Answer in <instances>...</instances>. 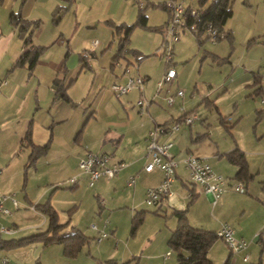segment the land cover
<instances>
[{
    "label": "crops",
    "instance_id": "crops-1",
    "mask_svg": "<svg viewBox=\"0 0 264 264\" xmlns=\"http://www.w3.org/2000/svg\"><path fill=\"white\" fill-rule=\"evenodd\" d=\"M89 1L94 4L84 5L83 2ZM171 3L172 0H166L158 4L166 11L167 20L168 7ZM97 4L102 6L101 13L108 15L113 3L109 0H0V81L6 82L0 89V194L11 195L18 204L15 210L11 201L4 200V206L10 210V213L0 214V228L11 229L13 232L0 233V240H17L46 232L47 217L34 207L48 203L56 212L57 221L66 224L65 231L75 228L83 233L90 239L87 247L92 240L96 241L95 254L99 255L103 245H106L103 241L108 235L99 242L96 240L97 236L109 227L107 228L102 222L99 225L94 224L97 229L91 228L92 233L85 234L81 226L83 223L86 226L92 222L91 212L95 205L97 213L105 209L108 197L113 200L111 205L113 209H122L130 204L133 207V211L130 212L132 217L140 211L149 212V210H139L144 203L145 191L160 184L163 176L158 169L151 172L144 171V166L149 160L146 155L148 132L157 125L169 126L172 123H180L176 131L158 138L160 143H172L169 152L177 161V166L171 186V196L154 206H148L154 208L151 213L163 212L170 219L171 227H167L156 246L166 245L175 229L177 220L173 212L186 211L188 223L192 227L216 232L222 224L228 223L234 229L236 238L248 242L244 252L232 254L221 240H216L207 251V257L214 264H222L226 260L229 264H264V251L256 236L258 232L264 230V145L258 146L257 142L255 144V136L241 143L232 132L242 118L237 110L238 104L261 99L260 104L264 106L262 103L264 100V0H232L229 15L218 39L221 42L214 44L216 48L211 53L204 51V62L209 58L212 61L211 67L206 69H210V72L205 76L201 73L199 77L187 83L180 68V72H176L174 85L168 92H164L160 99L153 96L154 92H145L150 77L141 76L144 78L143 90L133 89L126 94L130 96L129 100L133 103V107L129 109L124 107L125 113L110 116L108 123H105L104 131H100L93 140H89L82 133L93 117L94 111L88 115L86 108L77 112L80 103L74 101L66 92L75 84L82 71L90 69L87 54H79V64L76 65L74 72L65 62L69 51L66 52L64 59L46 63L47 66L42 70L40 68L42 53L33 68L28 67L27 61L18 64V60L21 54L32 46L42 47L44 50L45 45L42 42L34 43L32 37L34 31L44 24V16H56L67 9H73L76 14L80 7L89 11ZM140 4L137 3V7ZM123 5L124 7L119 11L125 16L135 14L136 20L139 8L134 10L133 5L127 6L126 0ZM186 7L197 10L193 4ZM10 14H16L21 19L38 24L32 30L29 45L24 44L18 27L11 24ZM144 14L146 15L145 12ZM146 17L148 20L147 15ZM112 20L108 19L104 22L107 24L110 21L117 25H131L135 22L134 20L132 23L131 21L115 23ZM164 28L161 27L162 31L159 32L163 33ZM187 31L196 39L197 45L208 40L206 33L197 39L196 34ZM226 33L229 34L227 37H225ZM81 58L85 67L82 66L84 63L80 61ZM203 69L201 66L200 71L203 72ZM57 80L65 88L68 101L54 96V81ZM125 81L126 76L123 71L120 76L117 75L114 83L122 84ZM179 88H183L184 95L175 97L172 104H167L164 97L174 95ZM139 96L145 100L150 99V106L146 108L145 114L140 113L136 109L137 106L135 107L134 102ZM224 97H228L227 104L223 100ZM205 99L211 100L212 105H207ZM156 103L157 105L153 106ZM228 108L232 109L228 111ZM190 112L198 113L199 117L191 125L181 123L182 119L178 121L185 113ZM262 117H264V107L256 111L253 128ZM221 118H226L225 124L220 122ZM28 130L33 144L37 146L48 144L46 154L30 166H26L29 148L22 141ZM249 144H254V147L248 149ZM234 149L240 150L247 162L248 177L241 181L245 188L242 194L234 192L231 187L235 182H240L236 179L237 167L226 158V154ZM87 153L109 154L113 161L121 162L124 166L113 178L109 180L99 178L92 186H88L86 175L81 174L77 168L79 159ZM189 155L204 159L215 173L225 178V190L216 199L215 204L212 203L211 195L203 193L198 185L188 180L189 176L183 160ZM130 176L136 178L133 186L128 187L125 182ZM72 177L77 179L74 187L67 184ZM60 182L67 185L58 186ZM124 187L130 188L131 191L122 190ZM89 193L94 195L96 203L82 211L80 210L82 197H88ZM121 199L120 203L113 204ZM59 202L66 205L59 209L57 207ZM60 210L64 212L63 216L60 215ZM83 216L85 221L82 222ZM150 242L146 241V244H143L145 250L151 247ZM129 245L128 242V251L125 254L127 257L130 256L128 260L131 261L137 257L136 251ZM154 247L147 254L145 264H160V260L161 264L169 262L170 256L165 258V253L169 250L159 256L156 255ZM62 251L60 244L44 246L39 241L10 250L0 248V259L5 256L9 264H94L97 261L108 260L92 254L85 260L78 256L72 261L65 257ZM244 253L249 255L248 262L242 260ZM88 255L90 256L89 251Z\"/></svg>",
    "mask_w": 264,
    "mask_h": 264
},
{
    "label": "rangeland",
    "instance_id": "rangeland-1",
    "mask_svg": "<svg viewBox=\"0 0 264 264\" xmlns=\"http://www.w3.org/2000/svg\"><path fill=\"white\" fill-rule=\"evenodd\" d=\"M109 1H112L113 4L108 15L101 13L102 6L97 4L89 11H85L80 7V9L76 11V14L73 12V9H67L62 10L61 13L56 16H44V24L40 25V28H37L32 36L34 43L42 42L45 45L40 56L41 70L47 66L46 63L64 59L66 52L69 51L65 62L66 66L74 72L76 65L79 64V54H87L90 69L87 68L82 71L75 84L69 87L66 92L74 101L80 103L77 112H81L83 108L87 109L86 115L94 111L93 117L90 118L82 133V135L88 137L89 140H93V137L98 135L97 133L104 131L105 123H108L110 116L125 113L124 107L127 109L133 107V103H130L129 100L130 96L124 95L117 97L111 90V85L116 80L117 75L120 76L124 71L126 64H128L129 74L125 76L145 75L150 77V80L146 83L147 90L145 92H154L153 96L160 99V97L162 98L164 95V92H158L156 81L158 82L161 79L168 67H173L177 73L180 72L181 68L183 70L182 76L187 83L191 79L199 77L201 73L205 76L206 73L210 72V69H206L211 67L212 61L209 58L204 62V51H209V53H211L216 48L214 44H219L221 42L219 40L216 42L207 40L205 43L197 45L196 39L186 30L184 34L181 33L179 41L174 44L173 60L171 64L167 65L166 62H164L163 50L165 29H163V33H160L159 31L154 32L146 28L135 27L124 49L120 52V57L115 61L114 55L117 54L119 48L118 37L113 34L114 29L108 26L104 21L113 19L112 21L115 23L118 21H131L132 23L135 20V14L134 16H125L124 13L119 11L121 7H124L123 3L125 0ZM163 1L166 0H126L127 6L133 5L134 10L140 7H137V3H141L144 12L148 16V26L155 28L163 27L167 21L166 11L161 9V6H158V4ZM83 3L84 5L90 4L91 6L94 4H92V1ZM185 4L186 6L193 4L198 7L196 0H186ZM64 5L67 6L66 3H64ZM58 18H60V20H58ZM93 41H97L98 46H93ZM182 45H184V47H182ZM179 47L182 48L179 49ZM201 66L204 68L203 72L200 71ZM179 89L183 90V88ZM139 98L140 96L137 98L136 102ZM159 99L157 100L159 101ZM149 100L150 99L146 98V100H144V105L148 104L147 102H149ZM223 100L226 104L229 101L228 97H224ZM260 101L261 99H255L245 104L240 103L237 105V110H239L242 118L239 120L238 124L235 125L232 132L237 139L239 138L241 143L256 137L257 141L256 138L254 139L255 144L259 143L258 146L264 145V117H262L256 127L253 128L255 125L256 111L264 107L260 104ZM158 103L160 104V102ZM155 105H157V103L153 104V106ZM148 106H150V103ZM136 109L139 110L137 107ZM231 109L232 108H228V111ZM145 112L146 109L142 113L145 114ZM253 147L254 144L248 145V149H252ZM65 185L67 184L60 182L58 186L64 187ZM122 190L131 191V189L127 187L122 188ZM87 196L88 197H82L83 201L80 209L82 211L87 210L90 208L91 204L95 205L96 203V199L92 193L87 194ZM107 199L108 204L105 206V209L97 213L98 211L95 205L91 212L92 222H89L86 226L83 223V226H81L82 231L87 234L92 233L91 225H99L101 222L103 224L105 223V226L109 227H107L108 229L106 228L107 230L105 231L108 235L106 236L107 238H103V243H106V245L104 244L105 247L103 245L99 255L95 254L97 243L92 240L89 247L84 246L77 257L79 256L78 258H83V260H85L86 257L90 258L92 254H94L101 259H113L116 263L127 262L130 257L126 255L129 242V246L136 251L135 256L139 258L132 259L129 261V264L147 263V254L156 246L161 235L166 232L167 227H171L169 216H166L163 212H158V214L151 213L154 208L148 207L143 203L139 210H149V212L145 213L144 221H142L143 223L134 234H131L132 215L130 212L133 211V207L128 204L127 207H123L122 209H113L111 207L113 200L109 197ZM91 201H93V203ZM121 201L122 199L113 204L120 203ZM63 205L66 204L59 202V206L57 207L61 209ZM59 212L60 215H64V212H61V210ZM83 220L84 216L82 217V222ZM172 220H174V218ZM146 241H151V247L145 250L143 244H146ZM154 248L156 255L159 256L164 255V252L169 250L167 244H160ZM88 251L90 256L88 255ZM72 261H75V259H72ZM168 261L169 262L166 264H176V254L174 252L171 251L170 260ZM159 262L161 264V260Z\"/></svg>",
    "mask_w": 264,
    "mask_h": 264
},
{
    "label": "built area",
    "instance_id": "built-area-1",
    "mask_svg": "<svg viewBox=\"0 0 264 264\" xmlns=\"http://www.w3.org/2000/svg\"><path fill=\"white\" fill-rule=\"evenodd\" d=\"M142 8V4L139 5ZM187 13L190 16H196L197 10L190 9L187 12L185 8V0H174L171 3V14L167 25L165 28V40H164V58L167 65L172 63L173 60V49L174 44L179 41L180 35L185 28V17ZM208 36V40L211 42H216L218 40V34L216 29L212 28L210 25L205 31ZM97 41H93L92 45L96 46ZM124 74H129L128 66L124 68ZM176 71L173 67H168L161 79L157 82L158 92H168L170 87L175 83ZM5 81H0L1 86L4 85ZM144 79L139 76H126V81L122 84L113 83L111 85V90L113 93L119 97L128 94L133 89L143 90ZM184 95V90L177 89L174 95H166L164 99L167 104H172L175 97H182ZM144 98L141 96L136 103L139 108V112L142 113L149 105H144ZM264 103V100H262ZM198 113L190 112L185 113L182 122L185 125H191L195 120H197ZM180 123H172V125L164 126L157 125L152 130L148 132L146 141V155L148 157L147 165L144 166L145 172H151L154 169H158L162 173L161 183L155 187L147 188L144 196V203L147 206H154L161 200L170 197L171 186L175 178V168L177 166V161L169 152L172 145L171 142H158V138L164 134H171L176 131ZM184 167L188 172L190 182L194 185H198L202 189L203 193L209 194L212 197V203L215 204L216 199L225 190V178L215 173L211 166L202 158L189 155L183 160ZM124 164L121 162H115L112 160L109 154H96L87 153L84 157L80 158L77 163V168L81 174L86 175V182L88 186H92L99 178H105L107 180L113 178ZM136 176H130L127 179L126 185L128 187L133 186ZM77 183L76 177H72L68 180L67 184L74 185ZM234 192L244 193L245 188L242 182H235L232 186ZM4 200H9L12 203L13 208L16 210L18 208L17 201L11 195H1L0 194V214L7 215L10 210L4 206ZM91 228L96 230V226L93 224ZM13 230L4 227L0 228V233L10 234ZM107 234L105 232H100L97 236V242L102 240ZM216 236L221 240L230 250L232 254H238L244 252L248 247V242L235 237V232L232 226L228 223H224L216 231ZM258 237L259 244L264 246V230L256 234ZM171 253L168 251L165 253V258H168ZM244 262H248L249 255L244 253L242 256ZM0 264H9L8 259L4 256L0 259Z\"/></svg>",
    "mask_w": 264,
    "mask_h": 264
},
{
    "label": "trees",
    "instance_id": "trees-1",
    "mask_svg": "<svg viewBox=\"0 0 264 264\" xmlns=\"http://www.w3.org/2000/svg\"><path fill=\"white\" fill-rule=\"evenodd\" d=\"M174 1V0H172ZM197 1V15L190 16L187 13L185 17V28L184 30H190L194 34H196L197 39L200 35L205 33L206 29L210 25L212 28L216 29L218 34V39L221 37V32L227 17L229 15L231 9V2L232 0H196ZM138 14L136 20L131 25L125 24H114L113 22L108 21L107 24L114 29V35L118 37V45L119 48L117 50V54L114 56V60H118L120 57V52L124 49L126 43L129 40V36L131 35L133 29L135 27L146 28L151 31H162L161 28H155L148 26L147 17L144 14V10L141 7H138ZM169 15L171 14V5H169ZM187 12H189L190 8L186 7ZM59 10L56 11L58 13ZM10 22L11 24L18 27L19 33L21 37L24 39V44L29 45L31 40L32 30L38 26L37 23L32 22L30 20L21 19L16 14H10ZM169 20V18H168ZM167 20V21H168ZM167 22L165 23L166 28ZM164 28V29H165ZM183 30V31H184ZM164 32V30H163ZM227 37L229 34H225ZM208 39V36H206ZM42 47H30L26 51L21 54L18 60V64H22L25 61L28 62V67L33 68L37 63V60L42 53ZM81 62L84 63L82 58L80 59ZM128 64H126L127 66ZM85 67V63L82 65ZM144 79V78H143ZM55 86V94L56 98H61L63 100L68 101V97L65 94V88L62 86L60 81H54ZM207 105H212V101H208L207 99L204 100ZM261 114V111L259 112ZM184 116V115H183ZM178 121H180L182 118ZM226 118H221L220 122L225 124ZM26 147L29 148V155L27 159L26 166L32 165L39 157L46 154L48 150V144L37 146L33 144L30 137L29 130L23 137V140ZM227 160L237 167L236 172V179L237 181H243L248 177V169H247V162L244 157V154L238 150L234 149L229 151L226 154ZM74 187V185L72 186ZM35 210L43 213L48 220V228L46 232L31 235L28 237H24L17 240H8L3 241L0 240V248L1 249H15L19 247H24L34 242L41 241L44 246L57 243L62 245L63 254L65 257L69 259H74L77 257L79 252L84 248V246L88 245L90 239L85 236L83 233L78 231L75 228H72L70 231H65L66 224H60L57 221L56 212L53 208L48 204L45 203L43 205H36L34 207ZM157 212V211H154ZM145 211L137 212L131 219V230L130 233L134 234L138 227L142 224L144 220ZM177 223L175 229L172 231L168 241L167 246L169 248V252H174L176 254V264H214L208 257L207 251L216 240H219L216 236V232H211L207 230H203L200 228L192 227L187 220L186 211H177L173 212ZM262 246V245H261ZM262 251H264V246H262ZM94 264H129V262L124 263H116L113 259H108L104 261H97ZM223 264H229L228 260H226Z\"/></svg>",
    "mask_w": 264,
    "mask_h": 264
}]
</instances>
